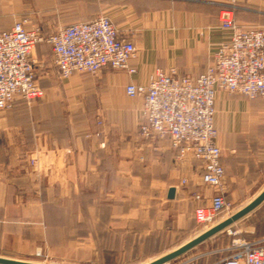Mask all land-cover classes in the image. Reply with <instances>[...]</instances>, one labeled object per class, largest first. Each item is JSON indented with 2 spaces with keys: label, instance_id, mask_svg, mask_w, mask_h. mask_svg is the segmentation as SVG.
Returning a JSON list of instances; mask_svg holds the SVG:
<instances>
[{
  "label": "crops",
  "instance_id": "crops-1",
  "mask_svg": "<svg viewBox=\"0 0 264 264\" xmlns=\"http://www.w3.org/2000/svg\"><path fill=\"white\" fill-rule=\"evenodd\" d=\"M225 3L0 0V32L21 20L59 28L106 16L137 48L129 63L133 75L105 72V86H79L76 74L64 88L70 98H45L41 86L42 98L30 104L16 99L0 114V257L29 260L44 252L81 264H111L114 257L155 250L165 256L179 248L170 244L193 230L195 210L208 204L193 194L207 200L214 191L201 185L199 162L180 163L169 140L141 141L142 100L127 96L126 87L146 84L156 69L193 79L203 74L230 42V32L220 28ZM234 20L264 29V0H242ZM37 48L35 63L52 75L57 68L50 44ZM65 107L80 109L66 115ZM215 107L230 203L243 188H264V100L218 91ZM184 177L188 188L181 187Z\"/></svg>",
  "mask_w": 264,
  "mask_h": 264
},
{
  "label": "built area",
  "instance_id": "built-area-1",
  "mask_svg": "<svg viewBox=\"0 0 264 264\" xmlns=\"http://www.w3.org/2000/svg\"><path fill=\"white\" fill-rule=\"evenodd\" d=\"M241 1L226 0L220 28L230 32V42L218 50L197 79L181 76L175 69H156L146 84L130 83L126 87L127 96L142 100L140 136L148 141L169 140L180 163L188 159L199 162L201 185L214 191L207 200L199 193L193 194L199 203L208 201L194 214L196 223L204 226H212L230 210L215 126L217 92L264 100V29L243 28L235 22L234 12ZM27 24L21 20L10 30L0 32V111L11 109L16 99L30 104L43 97L33 56L44 42L50 44L63 80L78 73L98 74L104 69L136 73L129 65L137 55L135 44L121 37L106 16L60 27L48 37L40 26ZM181 186H189L187 177L181 179ZM219 264H264V246L243 244Z\"/></svg>",
  "mask_w": 264,
  "mask_h": 264
},
{
  "label": "rangeland",
  "instance_id": "rangeland-1",
  "mask_svg": "<svg viewBox=\"0 0 264 264\" xmlns=\"http://www.w3.org/2000/svg\"><path fill=\"white\" fill-rule=\"evenodd\" d=\"M237 9H239V4ZM237 9L235 10V12L237 11ZM59 28L41 27L42 32L46 37L53 35ZM37 51L38 48L36 49V52ZM46 70H47L46 68L41 66L40 62L35 63V73L37 77V82L40 86L46 88L45 98L48 97L47 95L48 93H51L50 97L52 99L62 100V99L70 98L69 94L65 92L64 88H66L65 86H71L70 84L71 80L70 79L63 80L59 78L58 72L56 70H53L52 75L50 74L49 76H47ZM105 72L113 73L118 71L104 69L100 73L90 74V76L86 75L87 73H78L77 75L81 76V79L78 81L80 82L79 86H105V84L101 82L102 74ZM49 88L53 89V91H50ZM79 109L80 108L77 107H65V113L66 115H72V114L74 115V113L77 112ZM87 109H92V107H88ZM53 110L55 111L58 109L56 107H53ZM4 112L6 111H0V114ZM138 135L141 141H145L149 143L154 142L143 139L140 136V133H138ZM188 181L190 182V179H188ZM181 187L188 188L187 186H181ZM263 189L264 188L261 186L247 187L241 189V192L239 193V197H238L239 199L237 201L233 199L230 200L229 214L225 213L223 215H220L216 219L214 224H212V226L199 225L196 223L194 217L195 226L193 230L188 234H186L184 237H180L179 239L173 241V243L170 244V249H175L183 246L184 244L188 243L189 241L193 240L194 238L208 231L217 224L230 218L231 216L242 210L244 207H246L248 204H250L260 194V192ZM243 244H257L258 246H264V202L258 208L252 211L250 214H248L247 216H245L244 218H242L241 220H239L238 222H236L226 230L209 238L205 242L201 243L200 245L196 246L189 252L185 253L184 255L171 261L168 264H191V263L219 264L223 260L233 256L236 253V251L240 249V246H242ZM155 249H157V246ZM148 253H147L148 256L146 254L145 256L138 255L136 258L123 255L121 260L120 258L118 259L113 256L114 259L111 260L110 263L111 264H142L146 261L161 257L162 255L165 254V251L155 250L152 253L150 252L151 254ZM20 261L40 263V264H81L77 261L74 262L68 260L65 257L55 258L50 255L48 256L45 255L44 252L39 257L31 258L29 260H20Z\"/></svg>",
  "mask_w": 264,
  "mask_h": 264
},
{
  "label": "water",
  "instance_id": "water-1",
  "mask_svg": "<svg viewBox=\"0 0 264 264\" xmlns=\"http://www.w3.org/2000/svg\"><path fill=\"white\" fill-rule=\"evenodd\" d=\"M175 195V188H171L169 190V198L173 199ZM264 202V190L260 193L250 204L244 207L242 210L231 216L230 218L224 220L223 222L217 224L216 226L212 227L208 231L204 232L203 234L199 235L198 237L194 238L193 240L189 241L188 243L184 244L183 246L179 247L178 249L162 256L149 264H168L171 261L179 258L180 256L184 255L185 253L189 252L196 246L200 245L201 243L205 242L209 238L217 235L218 233L226 230L256 208H258ZM0 264H40V263H32L20 260H13L0 257Z\"/></svg>",
  "mask_w": 264,
  "mask_h": 264
}]
</instances>
